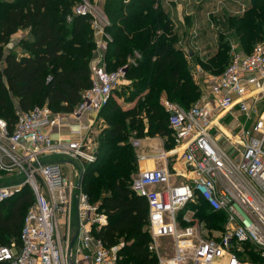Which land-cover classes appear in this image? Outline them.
I'll list each match as a JSON object with an SVG mask.
<instances>
[{"label": "built area", "instance_id": "obj_1", "mask_svg": "<svg viewBox=\"0 0 264 264\" xmlns=\"http://www.w3.org/2000/svg\"><path fill=\"white\" fill-rule=\"evenodd\" d=\"M73 13L91 16L96 43L90 64L92 85L70 113L80 129L72 131L69 141L55 140L51 130L57 113L47 104L19 111L12 130L0 117V171L21 177L20 181L0 185V203L27 186L35 198L25 215L20 243L0 245V263L68 264V243L59 219L68 215L76 198L79 251L89 250L95 264H118L123 244L108 247L96 235L108 218L90 202L78 181L86 165L97 160L92 127L84 125V118L98 115L114 90L127 82L128 65L108 69L106 53L112 36L106 29L110 21L105 13L90 0L79 2ZM209 87L212 98L203 94L189 109L173 102L165 105L176 150H181L191 173L189 181L173 185L174 173L161 166L145 167L132 182L133 191L148 203L149 248L159 264H242L240 256L247 250L264 258V31L263 39L251 52L232 54L225 70ZM234 109L243 119L226 132L215 123L217 112ZM215 127L217 134L212 131ZM50 155L67 157L66 164L78 167L76 174L69 176L62 169L66 161L47 160ZM79 160L85 166L76 167L74 163ZM194 199H201L211 212L225 214L218 234L209 235L206 220L197 216L198 209L188 207ZM163 238L173 241L172 258L162 255L159 240Z\"/></svg>", "mask_w": 264, "mask_h": 264}, {"label": "trees", "instance_id": "obj_2", "mask_svg": "<svg viewBox=\"0 0 264 264\" xmlns=\"http://www.w3.org/2000/svg\"><path fill=\"white\" fill-rule=\"evenodd\" d=\"M81 1L0 0V117L8 121L10 130L19 111L37 106L47 104L55 113H72L91 87L90 64L96 43L91 16L73 13ZM250 1L245 13L231 23L244 44L263 39L264 0ZM104 10L110 21L106 29L112 36L106 53L108 69L128 65L131 96L138 97L140 107L123 110L113 99L120 88L114 90L99 113L107 126L98 138L97 160L86 165L82 189L108 218L96 235L108 247L123 244L118 264H159L149 248L148 203L132 189L137 153L131 137L134 132L139 138L171 136L162 97L189 109L200 97V88L178 47L175 21L160 0H106ZM20 29L28 30L29 35L11 48L12 37ZM222 52L209 60L206 71L216 74L223 68L228 55ZM138 109L145 111L147 123L138 116ZM34 201L27 186L0 203V245L11 244V237L20 243L24 218ZM3 205L10 209L4 210ZM202 206L207 216L225 217L221 212H208L203 201Z\"/></svg>", "mask_w": 264, "mask_h": 264}, {"label": "rangeland", "instance_id": "obj_3", "mask_svg": "<svg viewBox=\"0 0 264 264\" xmlns=\"http://www.w3.org/2000/svg\"><path fill=\"white\" fill-rule=\"evenodd\" d=\"M98 11H102L106 14L104 7L105 1L102 3L99 0H90ZM178 4L183 5V10L185 12L180 16L177 12V17L174 22L175 31L179 36L176 38L178 43V47L182 49L186 60L188 62V67L193 79L198 80V82H203L205 90H207L210 86L211 80L215 77L221 75L224 67L230 62L231 56L235 52H245V50H250L253 45L256 44V41L251 42V44H244L241 41V37L238 33L235 32V28H233L234 21H237L238 18L245 13V11L250 7V0H177ZM241 2L244 4L241 6ZM191 6L189 4L197 5L203 4L201 10H193L185 9L186 5ZM198 4V5H199ZM107 16V14H106ZM175 17V16H174ZM264 28V23L262 26V30ZM230 46L229 54H227V47ZM223 51V55H228L225 65L223 68L218 69L216 74L206 71L204 66H207L209 60L213 58L215 55ZM199 67V68H197ZM133 85V80L128 79L126 83H124L118 92L113 94V99L119 103L123 110H128L137 105L139 106L138 97H132L131 86ZM204 92L200 93V97L198 99L192 101V105L196 104L202 97ZM138 116L142 117L147 123V117L145 115V111L143 109H138ZM120 117H117L119 119ZM100 115L96 120V128L91 129V137L93 139V145H98L99 135L103 132L104 128L107 126L106 122L103 120ZM234 120L235 118H231L229 121ZM99 121V123H97ZM236 122V119H235ZM227 132V131H226ZM139 139L137 137L136 132L133 133L131 137L132 142ZM95 143V144H94ZM173 144V143H172ZM90 144V147H94ZM58 158L61 161L68 160L67 157L58 155ZM175 163V160H172ZM63 164L62 169L69 175H75L78 167L84 164L83 161H76L77 169L69 166L68 164ZM82 166H85L82 165ZM142 166L137 160V171H141ZM74 172V173H73ZM189 181L188 176H174L172 179L173 185H182ZM194 202V203H193ZM75 204V200L71 203ZM189 208H197L198 214L197 216H202L204 220H207V224L209 226V235L218 234V229H221L225 223V217L223 215H218L217 217L207 216L205 215V209L202 206L201 199H194V201L190 202ZM75 208V206H74ZM211 212V211H208ZM75 213V210H74ZM204 214V215H203ZM201 218V217H200ZM60 227L64 230V219H59ZM212 225V226H211ZM63 230H61L63 232ZM159 244L161 247V252L164 257L172 258L175 255V249L173 245V241L170 238H163L159 240ZM258 254V253H257ZM254 250H247L243 253L241 257L242 264H264V258L258 256Z\"/></svg>", "mask_w": 264, "mask_h": 264}, {"label": "crops", "instance_id": "obj_4", "mask_svg": "<svg viewBox=\"0 0 264 264\" xmlns=\"http://www.w3.org/2000/svg\"><path fill=\"white\" fill-rule=\"evenodd\" d=\"M103 1L104 0H99L100 3H102ZM160 1L162 3L163 7L165 8V10L167 11V13L171 16V18L174 21L176 20V17H177L176 12L180 16L185 12V10H183V5L178 4L177 0H160ZM198 4L197 5L189 4L191 6H188V4L186 3L185 9L188 10L187 14H190V12H191V11H189V9L193 10L195 8V10H201L200 8L204 7V6H202L203 4H199V5ZM243 4H244V2H241V6ZM249 6H250V2H249ZM28 35H29L28 30L20 29L18 32H16L13 35L10 47L11 48L16 47L18 42L22 38L27 37ZM16 51L19 54L23 53V51L20 47H17ZM197 68H199V67H197ZM195 82L200 88V93L204 92L203 94L205 95V97H209L211 99L212 96L210 93V87L207 90H205V88H204L205 86H204L203 82L199 83L198 80H196V79H195ZM206 94H208V95H206ZM162 102H163L164 106L166 105V102H168L165 95L162 97ZM217 115L218 116L216 118L215 123H217L220 127H222L224 131L233 130L235 128V126L237 125V123L243 119V116L239 112L238 109H234L231 111H225V112H217ZM98 116H99V114L97 115L94 113L87 115L83 121L84 125H89L90 127H92V129H95L96 128L95 126L97 125L96 120H97ZM231 118H235L236 122H235V119L234 120L232 119L231 121H229ZM97 123H99V121ZM78 128L80 129V124L78 125L75 121H73L70 113H57V120H56V123H55L53 129L51 130V134H52V137L57 141L58 140L59 141H69V140H71L72 135H74V134H72V131H74ZM212 131L214 134H217V127H215ZM136 142H137V144H135ZM221 142L224 143L223 140H221ZM133 146L136 149L137 160L140 163V165L142 166V169H144L145 167L148 168V167L168 166L171 169V171L174 173V176L180 177L181 173H184L185 174L184 176L189 175V177H191V173H189L187 171V167L183 161L181 150H176V149H178V147H176L174 137H173V133L171 136L156 135L154 137H151V136L142 137V138H139V139L133 141ZM141 157H145V159H141ZM46 159L52 160V161H58L60 164L64 163V161H61V159L58 158V155H50ZM172 160H175V163H173ZM62 166H63V164H62ZM139 173H140V171L138 170L136 175H138ZM20 179H21V177L18 175H14V174L12 175V174H8L4 171H0V185L17 182V181H20ZM14 197L15 196H13L9 199H12ZM9 199H7V200H9ZM74 200H75V204L74 205L72 204V206L70 207V210L68 212V215L64 218V224L63 225L65 228H64V230H63V228H61V230H63L62 233H63L67 243L70 242V240L75 236V234L77 232H80V219L78 216V203H77L76 198H74ZM74 206H75V208H74ZM2 207L4 208V210L7 208L4 205ZM8 209H10V208H7L6 211H8ZM74 210H75V213H74ZM79 235H80V233H79ZM4 236L7 237V234H5ZM79 239L80 238L78 237V240L76 242V245H75L74 251H73V255H74V258L76 260V264H95V262L93 261V258H92V253L89 250L84 249L82 251H79V247H80ZM10 240L15 241L16 238L11 237ZM86 254H90V257L86 258L85 257Z\"/></svg>", "mask_w": 264, "mask_h": 264}, {"label": "water", "instance_id": "obj_5", "mask_svg": "<svg viewBox=\"0 0 264 264\" xmlns=\"http://www.w3.org/2000/svg\"><path fill=\"white\" fill-rule=\"evenodd\" d=\"M84 173L83 172L80 177H79V181H78V187L80 188L83 184V180H84ZM79 237V232H77L75 234V236L70 240V242L68 243V248H67V258H68V264H76V260L74 258L73 255V251H74V247L76 245V242L78 240Z\"/></svg>", "mask_w": 264, "mask_h": 264}]
</instances>
